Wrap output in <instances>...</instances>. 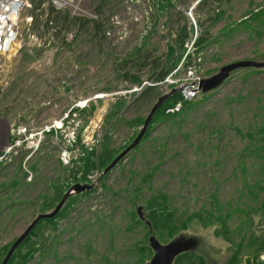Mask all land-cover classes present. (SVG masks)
I'll return each instance as SVG.
<instances>
[{
    "label": "rangeland",
    "instance_id": "rangeland-1",
    "mask_svg": "<svg viewBox=\"0 0 264 264\" xmlns=\"http://www.w3.org/2000/svg\"><path fill=\"white\" fill-rule=\"evenodd\" d=\"M187 5L177 0L156 24L149 0H90L94 10L90 18L101 27L98 36L77 26L62 29L58 36L53 31L40 34L30 29L33 14L31 6L27 9L25 17L30 21L22 47L2 64L0 140L7 127L47 122L63 115L78 99L117 94L96 99L67 124L59 142L70 152L68 166L60 163L57 145L48 138L26 163L34 174L31 181L26 180L20 158L0 167V262L43 213L41 197L55 194L51 184L64 188L78 183L72 182L83 174L78 165L80 144L96 149L108 130L111 146L119 149L135 139L157 97L173 86L199 82L239 60H264V13L249 25L253 14L264 8V0H188ZM187 20L195 27L186 44L192 66L181 60L174 76L167 77L174 83L162 86L155 69L166 58L170 35L175 36ZM199 37L207 43L195 52L194 40ZM132 74L140 76L141 84L132 83ZM145 82L139 94L129 93ZM190 102L176 121L156 119L144 145L104 176L95 191L76 198L67 215L58 218L57 230L43 224L26 246L35 240L46 242V251H39L28 264H139L137 243L148 242L151 234L167 243L174 238L172 225L178 230L176 226L188 215L217 209L218 204L229 239L216 234L218 224L207 228L192 224L176 236L197 237L199 246L193 252L206 264H225L232 255L237 256V264H248L249 259L250 264H264V250L254 261L257 245L250 242L253 234L264 235V142L256 135L249 147V132L264 123V68L236 70L219 88L207 94L198 90ZM70 131L76 139L68 136ZM103 169L88 174L89 183ZM147 172L152 178L145 183L141 177ZM14 180L21 181L16 188L10 185ZM154 195L166 198L172 217L165 219L164 228L150 231L144 220L135 222L132 213Z\"/></svg>",
    "mask_w": 264,
    "mask_h": 264
},
{
    "label": "trees",
    "instance_id": "trees-1",
    "mask_svg": "<svg viewBox=\"0 0 264 264\" xmlns=\"http://www.w3.org/2000/svg\"><path fill=\"white\" fill-rule=\"evenodd\" d=\"M152 7L154 8V13L152 15L154 19V23L157 24V21L160 20L161 16L165 13V11H168L169 8L174 7L177 0H149ZM105 2V0H103ZM187 5L188 0H182ZM31 12L33 14V20L30 25V29H32L35 32H38L41 34V31L43 34H46L48 32L53 31L54 35L58 36V34L63 29H68L71 26H77L78 29L81 32H87V31H94L95 34L98 36L100 33L101 27L100 23L93 18L84 16V15H76L73 16L70 14L69 10L67 9H58L56 8L51 1L47 0H33L31 5ZM264 13V8L257 11L255 14H253V21L252 23H249L250 26H253L254 22H256L257 17L262 15ZM258 14V15H257ZM257 15V16H255ZM246 23V22H245ZM259 26L261 25L258 22ZM179 31H177L176 35H170L168 39V50L166 53V58L163 61V63H160L158 65V69L156 67L154 74L156 75L157 82L163 81L166 77L171 75L181 62V60L185 61V65L188 67H191V61L192 57L189 53H186L187 47L186 44L188 41H191L193 38V32L195 30V27L191 24H189L188 20L185 22L184 25L180 26L178 28ZM207 43V40L204 39V37H199L194 40V47L196 48L195 52H198V49H201L204 47ZM203 49V48H202ZM201 49V50H202ZM160 59V58H159ZM158 59V60H159ZM162 67V69H159ZM132 83L141 84L140 76L136 74H132L131 76ZM151 89V87L149 88ZM146 92V90H145ZM207 94V93H206ZM178 103H182L183 109L180 110L179 108H176ZM190 100H185L183 97L182 92H179L173 96H171L156 112L149 129L151 128L154 121L157 119L162 118V121H168L173 120L182 116L184 114V110L189 108L191 106ZM112 117V115H111ZM111 119L109 120L110 124ZM163 123V122H162ZM149 129L146 133V135L149 134ZM145 135V136H146ZM257 136H260V142H264V123L261 125H257L255 128L249 132L250 137V145L249 147H253L254 142L257 140ZM142 139L140 144L135 148V150L139 149L144 143H142L145 139ZM80 137V135L78 136ZM80 139H78V143L80 144ZM126 143L123 147L117 149L115 147H112V138L110 139L109 131L106 130L105 133H103L102 140L100 142V147H96V149L86 147L84 144H80L82 147H80L81 150V156L78 158L79 162V171H82V175H78L73 178V182H90L88 179V174L97 171L98 168H106L112 160L118 155L117 152L120 150L123 151L130 143ZM262 145H260L261 147ZM119 152V153H120ZM103 169V170H104ZM154 172V171H153ZM152 173L147 172L145 173L141 179L147 183L151 180ZM20 180H14L10 182V185L12 188H16L20 185ZM52 183V182H51ZM54 183V182H53ZM51 184V187L53 189V192H55L54 196L48 197L43 195L41 198L43 200L41 201V211L43 213L48 212L53 205L55 204L56 200H58L63 193L66 191L64 188H69L71 183L66 185L64 188H61L58 186V184L54 183ZM95 191L93 189L89 192H84L81 195H75L71 196L65 206L62 208V210L51 219H44L42 220L31 232V234L18 246V248L15 250L13 255L11 256L8 264H28L31 260H33L35 254H37L39 251H46V242H41L38 244L37 240L35 242H31L30 245L26 246L27 243L30 241V239L34 236H37V230L42 229L43 224H47L49 228L51 229H58V218L65 217L67 215L66 210L68 207L70 208L72 206V203L76 198H81L82 196L89 195L91 192ZM117 193H114L116 195ZM124 195V193H118L116 197ZM168 202L166 201V198L164 196L154 195L151 198H149L145 202V217H147V220L150 221L151 226L153 229L158 228H164L165 226V219H169L172 217V211L167 208ZM221 205L218 204V208L212 207L210 210L204 209L195 213H192L187 216L186 219H184L179 225H175L178 230L175 229V227L172 225L170 227V237L173 238L176 236V234L181 231H185L190 228L192 224H200L203 227H209L213 224H218L219 229H217L216 234L218 236H224L225 239H229V232H228V225L226 223V219L222 216L221 212ZM214 210V211H212ZM263 215H264V208H263ZM41 213V212H40ZM228 215V213H226ZM132 217L135 220V222L143 223L142 219L139 218L138 214L134 211L132 213ZM162 220V221H161ZM152 229V230H153ZM253 240H251V244L256 243V248L254 249V261L255 258H257L259 252L264 250V235H252ZM47 241V240H46ZM136 249L141 252V257L139 264H145L151 257V254L153 253L152 249L150 248L148 242L144 240V242L137 243ZM187 259L189 262L187 264H206L205 258L203 256L197 255L193 251L185 252L177 256V258L174 261V264H182L181 261ZM1 263V262H0ZM248 264H250V259L247 261ZM225 264H237V256L232 255ZM258 264V263H254Z\"/></svg>",
    "mask_w": 264,
    "mask_h": 264
},
{
    "label": "built area",
    "instance_id": "built-area-1",
    "mask_svg": "<svg viewBox=\"0 0 264 264\" xmlns=\"http://www.w3.org/2000/svg\"><path fill=\"white\" fill-rule=\"evenodd\" d=\"M33 0H0V59L2 64L8 60L11 55H15L21 49L23 44V31L27 21L25 12L31 6ZM52 4L58 9H67L73 16L84 15L92 17L94 15L93 9L90 6V0H50ZM179 68V67H178ZM177 68V69H178ZM171 74L168 77H173ZM168 80V81H167ZM174 83V81L167 79V77L160 81L162 86ZM148 84L134 85L129 93L139 94L142 89ZM184 84V83H181ZM157 86V82L152 84ZM182 91L185 100L193 99L198 93L199 82L192 81L184 84ZM117 93L107 94L98 93L84 99H78L65 111V113L57 118H52L47 122L36 124L18 123L10 127V139L0 149V167L10 165L18 158L22 159L24 163L23 169L27 172L26 180L31 181L34 174L26 168V163L31 161L33 156L41 149L48 138H52L59 150V161L63 166H68L71 163L70 152L67 147L60 144V138L67 129V124L73 118H76L80 112L90 107L93 101L102 98H113ZM181 103H178L176 108H179ZM80 116V115H79ZM74 131H70L68 136L71 139H76L77 136ZM93 133L90 134L89 140L92 141ZM67 141V140H66ZM93 142V141H92ZM86 144V143H85ZM89 144V143H87ZM25 174V173H24Z\"/></svg>",
    "mask_w": 264,
    "mask_h": 264
},
{
    "label": "water",
    "instance_id": "water-1",
    "mask_svg": "<svg viewBox=\"0 0 264 264\" xmlns=\"http://www.w3.org/2000/svg\"><path fill=\"white\" fill-rule=\"evenodd\" d=\"M264 68V60H239L233 63H229L220 67L218 72L213 74L208 78H203L199 81V89L202 93H208L212 90L219 88L231 75L232 72L240 69H262ZM2 73L1 59H0V74ZM185 85L180 84L173 87L168 92L161 94L157 97L156 103L151 108L149 114L147 115L143 126L135 137V139L123 150L121 151L112 162L100 173V176L89 182H78L71 185L61 196L59 202L53 210L50 212L39 213L32 222L23 230V232L18 236V238L13 242L9 251L6 253L3 261L0 264H8L11 256L15 250L22 244V242L31 234L34 228L44 219L54 218L65 206L67 200L71 196L81 195L84 192L92 191L99 185L101 179L111 172L122 160H124L131 151H133L142 141L146 135L149 126L158 111V109L173 95L182 92ZM136 212L140 219L144 220L150 231H152V226L150 221L145 217L144 207L138 206ZM199 239L195 236H185L179 235L174 237L167 243H162L157 237L151 234L148 237V244L153 251V255L145 264H174L175 259L182 253L195 251L199 246Z\"/></svg>",
    "mask_w": 264,
    "mask_h": 264
},
{
    "label": "flooded vegetation",
    "instance_id": "flooded-vegetation-1",
    "mask_svg": "<svg viewBox=\"0 0 264 264\" xmlns=\"http://www.w3.org/2000/svg\"><path fill=\"white\" fill-rule=\"evenodd\" d=\"M10 139V134H9V128L7 127L6 131L3 132L2 134V142H0L2 145L6 144Z\"/></svg>",
    "mask_w": 264,
    "mask_h": 264
},
{
    "label": "bare ground",
    "instance_id": "bare-ground-1",
    "mask_svg": "<svg viewBox=\"0 0 264 264\" xmlns=\"http://www.w3.org/2000/svg\"><path fill=\"white\" fill-rule=\"evenodd\" d=\"M13 56H14V55H11V56L8 58V60L10 61V60L13 58ZM6 61H7V60H6Z\"/></svg>",
    "mask_w": 264,
    "mask_h": 264
},
{
    "label": "crops",
    "instance_id": "crops-1",
    "mask_svg": "<svg viewBox=\"0 0 264 264\" xmlns=\"http://www.w3.org/2000/svg\"><path fill=\"white\" fill-rule=\"evenodd\" d=\"M0 142H2V139L0 140ZM0 146L2 147V144L0 143Z\"/></svg>",
    "mask_w": 264,
    "mask_h": 264
}]
</instances>
